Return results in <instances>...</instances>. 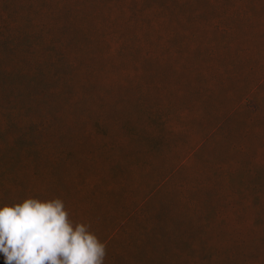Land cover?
Returning a JSON list of instances; mask_svg holds the SVG:
<instances>
[{"label": "rangeland", "instance_id": "374dc122", "mask_svg": "<svg viewBox=\"0 0 264 264\" xmlns=\"http://www.w3.org/2000/svg\"><path fill=\"white\" fill-rule=\"evenodd\" d=\"M27 196L104 264H264V0H0V205Z\"/></svg>", "mask_w": 264, "mask_h": 264}, {"label": "clouds", "instance_id": "9594fccd", "mask_svg": "<svg viewBox=\"0 0 264 264\" xmlns=\"http://www.w3.org/2000/svg\"><path fill=\"white\" fill-rule=\"evenodd\" d=\"M0 253L5 264H104L107 255L91 223L56 196L0 205Z\"/></svg>", "mask_w": 264, "mask_h": 264}]
</instances>
